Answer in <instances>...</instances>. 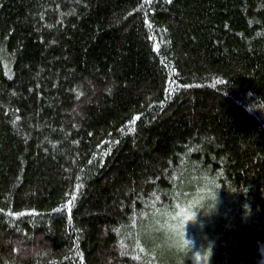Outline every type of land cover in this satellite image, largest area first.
Masks as SVG:
<instances>
[{"label": "trees", "instance_id": "obj_1", "mask_svg": "<svg viewBox=\"0 0 264 264\" xmlns=\"http://www.w3.org/2000/svg\"><path fill=\"white\" fill-rule=\"evenodd\" d=\"M263 248L264 0H0V264Z\"/></svg>", "mask_w": 264, "mask_h": 264}, {"label": "rangeland", "instance_id": "obj_2", "mask_svg": "<svg viewBox=\"0 0 264 264\" xmlns=\"http://www.w3.org/2000/svg\"><path fill=\"white\" fill-rule=\"evenodd\" d=\"M263 253H264V248H263ZM264 264V263H263Z\"/></svg>", "mask_w": 264, "mask_h": 264}]
</instances>
